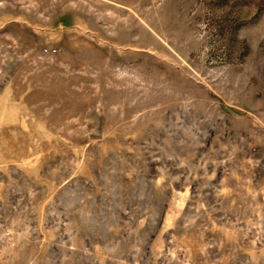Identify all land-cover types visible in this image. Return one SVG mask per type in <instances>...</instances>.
I'll use <instances>...</instances> for the list:
<instances>
[{"label":"rangeland","instance_id":"obj_1","mask_svg":"<svg viewBox=\"0 0 264 264\" xmlns=\"http://www.w3.org/2000/svg\"><path fill=\"white\" fill-rule=\"evenodd\" d=\"M0 264H264V0H0Z\"/></svg>","mask_w":264,"mask_h":264}]
</instances>
